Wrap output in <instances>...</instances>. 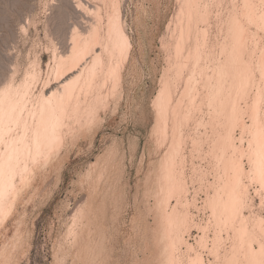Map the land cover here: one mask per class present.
<instances>
[{"label": "rangeland", "instance_id": "rangeland-1", "mask_svg": "<svg viewBox=\"0 0 264 264\" xmlns=\"http://www.w3.org/2000/svg\"><path fill=\"white\" fill-rule=\"evenodd\" d=\"M212 1H200V9L205 11L210 7L206 12L211 10L214 15L218 13L216 17L222 13L221 23V16L218 20L219 17L216 19L211 11L210 15L207 12L209 22L203 21L211 28V36L204 30L210 36L206 35L209 37L208 44H214L212 41H215L214 45H217L223 41L221 37H224V33H221L227 26L224 21L228 9L233 10L232 7L237 5L238 10L244 5L243 0ZM249 1L250 5H257L255 12L259 11L258 14L262 15L264 0ZM204 3L207 4L205 8ZM70 5L68 0H0V90L20 85L21 91H28H25L26 95L13 115L16 121L8 123L7 136L5 133L0 139L1 159L8 143L21 132L22 126L28 129L25 139L27 148L21 163L22 167L25 166L27 179L20 182L19 177H15L18 196L7 219L0 224V264H167L165 224L162 209L158 205L162 195L157 187V167L170 149L171 131L168 128V139L160 145L153 134L156 121L153 100L160 88L161 77L167 72L173 57V46L181 21L177 12L180 11L182 0H120L132 44L123 72L122 95H117L109 107L99 113L93 124L88 126L86 118L76 126L71 125L62 151L47 162L37 164L33 159V128L40 102L53 86L55 56L58 53L56 48L63 47L75 19L74 8ZM251 20L248 17L246 20L243 18L244 22L241 20L249 31L244 32V40L247 41H244V47L247 50L244 48L243 67L248 66L244 69L250 82L246 81L242 89L245 91L241 90L242 94L246 92L244 97L241 94V97L234 98V107L239 112L235 110L241 117L239 124L233 122L235 120L232 117H229L232 118L230 120L222 117L219 119L221 126L210 125L208 106L204 95H201L203 98L200 96L201 86L195 100L197 107H201L193 105L195 108L193 111L191 109L188 121L183 124L184 140L182 138V145L176 150L179 154L175 167L182 171L186 188L180 198L176 194L166 197L167 210L175 205L189 219L187 226L178 225L173 227V233V228L170 231L173 237L177 234L182 238L174 251L178 264H191L198 259L202 264H238V261L239 264H248V251L259 250L260 239L264 237V206L261 205L256 186L251 182L250 190L244 195L248 197L245 198L246 204L239 209L236 221L223 213L220 205L216 204L217 200L213 201L217 193L227 191L225 178L228 177V163L232 157L231 147L215 142V130L224 134L225 130L230 129L231 137H234L239 147L244 121L252 124L253 114L258 121L264 119V104L260 103L264 96V66L261 69L263 71L259 70V62L264 61V25H259V20L256 23ZM192 22L191 31L195 29L192 32L194 35L198 34V29L203 30L205 27L200 21L196 29V22ZM58 48L60 54L63 48ZM261 54L263 58H257ZM247 69L251 72L248 73ZM231 99L233 101L232 95ZM254 99L260 100H255L258 102L256 104ZM251 110L253 113H250ZM230 111L228 114L232 116L233 112ZM194 136L196 139L201 136L198 137L202 140L198 141V146L192 145L193 140L190 138L194 139ZM245 141L243 147L246 149L247 137ZM221 152L225 157L220 161L218 154ZM243 163L247 166V159ZM223 195L226 196V192ZM241 218L246 223L247 238L238 234V221ZM246 250L247 255L244 257L242 254ZM233 251H236L237 255L234 256L239 260L234 258L238 261H232L230 257Z\"/></svg>", "mask_w": 264, "mask_h": 264}, {"label": "bare ground", "instance_id": "bare-ground-1", "mask_svg": "<svg viewBox=\"0 0 264 264\" xmlns=\"http://www.w3.org/2000/svg\"><path fill=\"white\" fill-rule=\"evenodd\" d=\"M68 1L71 2L72 7L74 8L73 11L75 13L74 15L75 19L71 23V27L65 39L66 40L65 43L62 44L63 49L57 47L59 50L62 49V52L58 54L59 51H57V48L55 47L56 52H58L57 53L58 55L56 54L55 56L53 86L48 91V94L40 102L37 121L35 127L33 128L34 129L33 159L35 160V162H37V164L44 161L47 162L51 157L56 156L60 151H62V148L63 146H65L68 137L67 132H70L71 130L72 127L71 125L76 126L86 118H87L88 126L90 124H93L99 113L101 111H105L109 107L112 100H114V98L117 95L118 96L122 95V91H123L122 82H123V74H124L123 72L129 60L130 51L132 49L130 36L127 31L128 29H126L127 25H125V19H124L125 17H123L121 11L120 0H68ZM200 1L202 2V0H182V5L179 9L180 11L177 12V14L179 13L177 17L180 18L179 20L181 21L178 24L179 25L178 35L175 37L176 40L173 46V57L172 60L169 61L170 64H168L169 67H167L168 68L167 72H165L164 75L161 77L160 88L157 92L156 97L153 100V105L156 112V121L153 129V134L157 137L156 139L157 142L161 143L160 145H163L168 139L167 137L168 128L171 131L169 138L170 149L166 151L161 161H159L160 164H158L159 167H157L159 171V177L158 179L156 177V179L158 180L157 187L159 190V194L162 195V198L161 200H159L158 205L162 209L161 212L162 220L164 221L165 224L164 232L166 233L165 236L167 239V249L165 248L167 252V260L166 259L165 260L167 264H178V260L174 254V251L177 246V242H181L182 238L177 234H175V236L173 237L172 236L173 231L178 225L187 226L189 223L187 214L178 211L175 205H173V208H171L170 210L166 209L168 207L166 204L167 203L166 197L170 194H176L180 198V196L185 192V188H186L184 186L185 183H184V178L182 176L183 175L182 171H178L177 168L175 167L176 165L175 160L179 154V152L178 151L176 152V150L181 147L182 141L184 140L182 134L183 131L182 128L184 126L183 124L186 121H188L190 113L193 111L195 107L196 108L201 107L200 105H198L197 107L195 103L196 98H198L196 96V93L197 95H199L200 93L199 86H201L200 96L202 94L204 95L203 97L206 102V106H208L207 115L209 114L208 116L211 119L210 122L211 124L209 123L210 125L221 126L219 119L222 117L227 120L233 118V115L230 116L229 114L231 112L230 110H232L233 112V109L236 108L234 107L235 106L234 103L236 104V102H234V98L236 99L237 96L241 97L242 94L241 90L243 89V87H245L244 83L247 84L246 81L248 82L249 80V78H247L248 76L247 73H245L246 72L245 69L248 68V66L245 65L247 66L245 69H244L245 66L243 67L245 63L244 62L245 59L243 58L244 56L243 54H245L244 41H246L244 40V32H246L247 30L244 28L243 26L244 24H242V21L243 18H245L246 20V17H248L249 19H252L254 23H256L255 21L259 20L260 22H258V24L260 25V23H262L264 25V12H263L264 10H262L263 14L260 15L258 14L259 11L255 12L257 5H255L256 7L255 8L254 6H252L254 4L250 5L251 2L249 0L248 1L250 3L247 0H243L242 4L244 5V7L238 6L241 9L237 10L236 8L237 5L236 6L234 5L232 7L233 10L230 9L231 11L228 8H226L229 11L227 12L228 13L227 16H225L227 19L224 17V20L226 19V21L224 22L227 26L224 28V30H222L223 31L222 33L220 32L221 30H218L219 33H221L222 35L224 33V37H221L223 41L221 42L218 38V40L221 43L220 42L217 43V39H216L217 45H214L215 41H212L214 42V44L211 42H210L211 44H208L209 41L207 42V39H209V37L212 34L210 35L209 31H211V28H209L208 27L209 25L207 26L208 23L206 24L205 22L207 21L209 22L207 12L209 13L211 10L210 11L208 10L206 12L207 8L210 7H207L205 11L204 9H200L202 7V6L200 7V3H201ZM65 2L67 4V1ZM233 3L236 2L233 1ZM246 4L248 7H246ZM206 5L207 4L203 5V7ZM218 5L220 6V4ZM210 6H213V4ZM216 14L218 13H215V15L214 14L213 15L216 17ZM259 15L261 17H259ZM212 16L210 18H212ZM220 16H217L219 17L218 20L220 19ZM257 17L258 19L256 20ZM222 18L223 17L221 16L220 23L223 20ZM212 20L214 21L215 19ZM192 21H194V23L196 22L195 28L198 26L197 24L201 22L205 27L206 26L207 27L206 29L204 27L203 30L198 29L199 30V31L197 30L198 34L196 33V35H194L192 32H194L195 29L191 31L193 29L191 25ZM248 21H246L245 23H247ZM216 22H212V23L215 24ZM64 25L66 24L64 23ZM222 26L224 27V23L223 25H221V27ZM218 27L221 28L220 26ZM174 29H176V27H174ZM204 30H207L210 36L206 34L207 31L205 32ZM247 34L248 33H246V35ZM206 35L209 37L207 38ZM191 37H193V39L190 41ZM259 52L261 53V51ZM263 52L264 51H262V53ZM257 58L262 59L263 58L262 54L260 55V57ZM259 64H260L259 66H261L259 70L263 71L264 67L262 68V65L264 66V61H261V63L259 62ZM250 72L248 70V73ZM259 77L261 78V75H259ZM262 79L264 82V77ZM253 83L252 86L256 84ZM11 86L2 88V90H0V139L3 137L6 131L8 132L7 129L9 128L8 123L9 122L11 123V121L16 119V117L14 119L13 115L15 114V111L17 110L18 106L22 103L24 95H26L25 91H27V90L21 91L22 86L20 85L17 88L15 87L13 88ZM258 86H259V82L257 87ZM262 88H264V86H262ZM243 91L245 90H242V92ZM231 95L233 96V101H231L232 100ZM244 95L242 97H244ZM255 100L258 99H254L253 101L255 102ZM254 102H252L253 106H254ZM193 105H195V107ZM30 106L31 105H29V107ZM258 109L260 108L258 107ZM195 110L197 111L198 109ZM198 111H200V109ZM250 113H253L252 110ZM257 113H259V111H257ZM253 116L255 117V114H253ZM263 116L261 117L263 118ZM196 122L198 123L199 121ZM242 127L244 129L243 125L241 126V128ZM243 129L241 131H243ZM229 130L230 129L225 130L224 134H221L219 133V131L215 130L217 132V133L214 132L217 135V139L215 140V142L231 147V143H232L231 138L233 137H231L232 132L230 134ZM30 131L31 130H29V132ZM27 132H28L27 127L23 125L21 128V132L18 135H16V137L10 140V142L6 147V151L2 154L0 159V224L7 219L6 217H8L9 213L11 212L13 208V204L18 196V187L15 185V177L18 176L20 182H24L27 179L25 173V166L24 167L21 166V163L24 158L23 156H24L25 148H27L25 147V141H26L25 139ZM5 136H7V133ZM198 137L200 138L201 136ZM198 137L197 139H199ZM192 138H190L191 141L193 140L192 141L193 143L191 142L192 145L197 144L198 146V141H200L201 139L197 140L194 136V139L197 140L196 141ZM215 142L213 141L214 147L216 146ZM212 152H210V154ZM218 155H220L221 157L219 158L220 161L221 159L223 160L225 157L224 153L222 152ZM218 157L219 156H217V158ZM31 164L33 165V163ZM225 175H226L225 177H227V174ZM225 180H226L225 187H227L226 188L227 191H225L226 196L223 195L225 192L222 191L224 193L222 194L217 193L214 196L213 201L217 200L216 204L220 205L223 213L225 214L227 213L229 215L228 217L230 220L233 218L234 221H236L235 218L236 217L238 218L239 210L234 211L229 177L225 178ZM209 199L211 198L209 197ZM238 222H239V229H237L239 231L238 234L240 233L243 238H247L248 235H247L245 220L241 218V220ZM171 230L172 233L170 232ZM169 233H171L170 234L171 236L169 235ZM233 248L235 247L233 246ZM247 251L248 250H246L242 255L245 257L248 254L250 257L248 258L249 260L260 258V248L259 250L255 251V256H253V253L249 251L246 254ZM233 252H232L233 255L231 254L230 256L233 260L229 257V259H231L232 261H234L235 258H237L236 251L234 253ZM234 254L236 255L234 256ZM236 263L239 264V261ZM191 264H202V262L198 259ZM240 264H243V262Z\"/></svg>", "mask_w": 264, "mask_h": 264}, {"label": "snow or ice", "instance_id": "snow-or-ice-1", "mask_svg": "<svg viewBox=\"0 0 264 264\" xmlns=\"http://www.w3.org/2000/svg\"><path fill=\"white\" fill-rule=\"evenodd\" d=\"M247 7V5H246ZM264 104V96L261 97ZM233 119L240 122V115L233 109ZM245 137L248 147L245 149ZM232 139V157L228 165V177L233 198L234 211H238L246 204L244 193L249 191V182L255 185L259 193L261 205L264 206V119L253 117L252 124L244 121V131L240 137L239 147ZM247 159V166L243 161ZM264 230V220H262ZM255 256V249H250ZM249 264H264V237L260 239V258L250 260Z\"/></svg>", "mask_w": 264, "mask_h": 264}]
</instances>
